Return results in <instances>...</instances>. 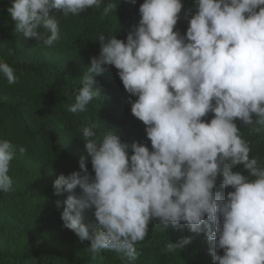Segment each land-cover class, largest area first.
<instances>
[{
    "label": "clouds",
    "instance_id": "obj_1",
    "mask_svg": "<svg viewBox=\"0 0 264 264\" xmlns=\"http://www.w3.org/2000/svg\"><path fill=\"white\" fill-rule=\"evenodd\" d=\"M120 3L11 0L7 12L15 33L52 48L61 40V18L101 6V18L108 17ZM183 7L184 0H143L126 40L98 36L100 53L83 70L66 111L86 113L102 100L97 77L114 66L151 149L123 141L100 120L82 126L77 136L87 156L79 160L80 171L53 182L55 195L69 193L57 201L65 205L61 219L81 241H90L92 259L110 250L132 264L140 255L136 245L156 222L165 230L203 233L213 264H264V165L258 154L250 155L241 130L264 138V0H195V14L183 13L186 35L174 30ZM0 75L9 85L19 81L4 61ZM209 113L210 121L203 119ZM17 151L28 149L0 139V192L13 188L9 170ZM239 165L248 175L234 171ZM218 178L221 188L232 190L214 191ZM87 211L94 221L86 222ZM191 242L184 237L162 251L184 250Z\"/></svg>",
    "mask_w": 264,
    "mask_h": 264
},
{
    "label": "trees",
    "instance_id": "obj_2",
    "mask_svg": "<svg viewBox=\"0 0 264 264\" xmlns=\"http://www.w3.org/2000/svg\"><path fill=\"white\" fill-rule=\"evenodd\" d=\"M142 3L143 0H136L134 4L121 0L116 12L104 18L100 15L103 6L88 9L79 16L61 18V40L52 48L40 46L35 38L25 39L22 34L15 33V22L0 23V61L13 67L19 78L18 83L9 85L0 75V139H8L28 149L25 154L17 151L10 162L11 178L22 168V162H31L30 166L56 177L80 171L79 160L87 156V151L85 141L77 136L78 130L93 122H104L117 129L123 141H139L151 149L146 126L131 113V104L127 102L129 94L114 66H105L106 71L97 77V86L104 94L102 100H94L86 113L73 115L66 111L67 104L74 102V95L70 99L68 96L80 86L79 77L83 70L90 65L91 58L100 53L98 36L111 33L126 40L128 31L140 19L138 9ZM188 9H192L191 15L195 14V0H184L181 19L174 29L182 35H186L189 27L188 20L183 18ZM51 14L62 15L56 10ZM48 53L60 57V63H52ZM212 116L209 113L203 119L210 121ZM237 124L241 126L240 121ZM103 128L102 125L97 131H103ZM241 130L244 138L250 141V155L258 154L264 165V138L249 135L247 128ZM88 169L92 172L90 157ZM234 171L248 175L242 165ZM219 179L216 191L226 194L232 190L221 188ZM79 191L77 189V193ZM34 201L33 207L38 208V201ZM30 202L22 198L16 201L8 196V192H0V209L5 212L10 208L23 210V205ZM184 237L192 238L184 250L162 251L168 243H178ZM136 247L140 255L132 264H213L206 236L188 229L177 231L172 228L148 233ZM0 264H126V261L110 250H104L92 259L87 250L83 252L76 248L66 253L30 248L20 256L0 250Z\"/></svg>",
    "mask_w": 264,
    "mask_h": 264
},
{
    "label": "rangeland",
    "instance_id": "obj_3",
    "mask_svg": "<svg viewBox=\"0 0 264 264\" xmlns=\"http://www.w3.org/2000/svg\"><path fill=\"white\" fill-rule=\"evenodd\" d=\"M10 5L11 0H0V23L14 22L7 12ZM47 57L55 65L60 63L58 56L48 53ZM30 163L22 162V168L12 176L13 188L8 196L16 201L22 198L31 202L24 204L23 210L10 208L5 212L0 209V250L15 256L30 248L59 253L76 248L85 252L90 247V241H81L74 231L64 227L61 219L65 205L61 203L58 207L57 201L63 202L67 195L54 194L53 182L58 177L40 171ZM34 200L38 201V208L33 207ZM85 216L86 222L95 220L92 211H87ZM162 229L163 226L156 222L149 225V233ZM171 229L169 226L167 230Z\"/></svg>",
    "mask_w": 264,
    "mask_h": 264
}]
</instances>
